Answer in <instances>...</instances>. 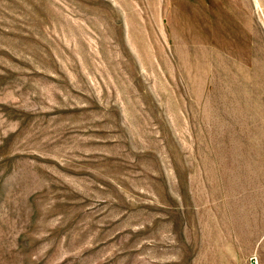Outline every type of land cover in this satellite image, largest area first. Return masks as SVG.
<instances>
[{
  "label": "rangeland",
  "instance_id": "374dc122",
  "mask_svg": "<svg viewBox=\"0 0 264 264\" xmlns=\"http://www.w3.org/2000/svg\"><path fill=\"white\" fill-rule=\"evenodd\" d=\"M264 264V0H0V264Z\"/></svg>",
  "mask_w": 264,
  "mask_h": 264
},
{
  "label": "built area",
  "instance_id": "2783aa9c",
  "mask_svg": "<svg viewBox=\"0 0 264 264\" xmlns=\"http://www.w3.org/2000/svg\"><path fill=\"white\" fill-rule=\"evenodd\" d=\"M248 264H259L258 257L256 255H251Z\"/></svg>",
  "mask_w": 264,
  "mask_h": 264
}]
</instances>
